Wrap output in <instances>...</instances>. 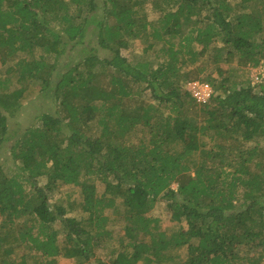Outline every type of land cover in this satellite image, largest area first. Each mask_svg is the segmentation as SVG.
<instances>
[{"label":"trees","instance_id":"obj_1","mask_svg":"<svg viewBox=\"0 0 264 264\" xmlns=\"http://www.w3.org/2000/svg\"><path fill=\"white\" fill-rule=\"evenodd\" d=\"M135 38L155 60L123 54ZM263 65L264 0H0V155L18 170L0 164V264H264V81L238 76ZM44 91L57 109L9 145V119ZM69 185L82 217L51 202Z\"/></svg>","mask_w":264,"mask_h":264},{"label":"rangeland","instance_id":"obj_2","mask_svg":"<svg viewBox=\"0 0 264 264\" xmlns=\"http://www.w3.org/2000/svg\"><path fill=\"white\" fill-rule=\"evenodd\" d=\"M146 10L148 12L150 19H156L159 16V12L154 10L150 4L147 3ZM89 36L87 38V41L92 40L94 41L93 44L97 41L98 34L97 29L92 27V29L89 32ZM90 47H93L92 43L89 45ZM145 43L142 39H130L127 43V46H125L122 49V52L125 56H127L133 63H137L139 60H146L156 59V52L155 49H150L148 52L145 51ZM82 49V46L79 45L76 47V49L72 48L70 49V53L65 57H62V62H73V61H79L81 58H83L86 54L80 52ZM98 53L101 56H108L111 54L110 51L106 49L99 48ZM225 68H237V62H232L231 64H223ZM242 68L239 69L238 76L240 79L249 77L252 80V84H258L259 81L257 80V71L255 69L259 67H252V66H241ZM226 70V69H225ZM211 71H215V67L213 65H208L203 75H201V78H205L206 74L210 73ZM217 71H215V76H217ZM194 79V80H203L206 82L207 80L204 79ZM211 84L210 81H207ZM212 85V84H211ZM187 88V84H186ZM147 97H149L150 92L146 91ZM57 109L56 101L53 99V97L50 96V92H42L38 94L36 97L31 99L30 101L26 102L20 112L14 117L10 118V134H12V139L9 142V145H12V142L15 138L18 137V135L24 131L27 127H29L35 120L36 115L41 114L42 112L50 111L55 112ZM10 150L5 149L4 154L0 155V164L5 166V168L11 172L16 173V163L10 156ZM48 181L47 177H41L39 179L40 185H45ZM174 186L176 187L177 184L175 183ZM50 199L52 203H58L63 204L68 208V214L72 216H78L82 217L84 215V212L82 211V208L79 207L76 203L81 200V192L79 188L75 185H69L65 186L62 189L55 190L54 192H51ZM74 204V205H71ZM150 215L152 217L159 219V224L161 226L162 230H166L168 232H172L175 228H178L177 224L173 220L171 216V212L168 210L167 205L164 201L157 202L156 206L150 211ZM116 233H122V228L120 226H115ZM182 255L187 254V249L183 248L181 250ZM77 264V261L74 259H68L64 258L62 256L58 257V262L56 264ZM80 264H99L98 260L94 257L90 259L89 261L80 263Z\"/></svg>","mask_w":264,"mask_h":264},{"label":"built area","instance_id":"obj_3","mask_svg":"<svg viewBox=\"0 0 264 264\" xmlns=\"http://www.w3.org/2000/svg\"><path fill=\"white\" fill-rule=\"evenodd\" d=\"M257 71L258 83L264 81V65L255 69ZM187 89L201 103L207 102L214 93V88L209 82L200 80H192L187 83Z\"/></svg>","mask_w":264,"mask_h":264}]
</instances>
